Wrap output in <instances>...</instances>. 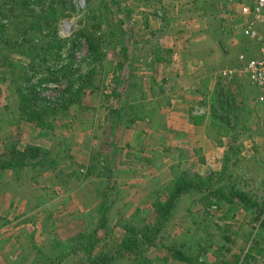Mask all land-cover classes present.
I'll list each match as a JSON object with an SVG mask.
<instances>
[{
	"label": "rangeland",
	"instance_id": "rangeland-1",
	"mask_svg": "<svg viewBox=\"0 0 264 264\" xmlns=\"http://www.w3.org/2000/svg\"><path fill=\"white\" fill-rule=\"evenodd\" d=\"M234 8L228 0H0V155L8 146H38L57 164L15 174L0 169V264H187L173 258L169 249L189 245L201 264H242L249 254L257 257L250 264H264V254L252 250L258 243L264 252V230L253 221L256 210L235 198L232 203L226 200L235 187L264 205V103L245 79L221 76L248 45L239 29L232 28ZM200 22L208 38L196 49L209 66L213 88L202 86L201 103H195L199 111L207 109L212 119L227 126L228 148L234 141L246 142L254 155L237 160L228 171L200 176L201 182L207 181L202 191L180 198L152 248L120 253L126 226L142 228L147 220L155 222L153 204L167 199L173 182L163 188V180L181 173L199 175L176 165L175 175L162 168L163 158L153 161L125 148L126 119L117 121L116 110L130 97L147 99L148 78L161 73L145 61L147 36L163 50V36L171 42L175 36V42L187 35L196 39ZM32 23L38 29H31ZM91 35L98 41L97 60L83 37ZM128 61L133 74L128 99L120 103L116 86ZM70 63L76 65L68 67ZM32 64L40 67L30 71ZM60 66L64 74L74 68L75 77L94 71L95 80L80 82L81 93L76 84L77 96L67 95L68 83L57 75ZM27 72L38 97L51 101L50 108L34 109L35 96L31 104L25 85ZM24 110L45 115L54 130L41 136L43 131L24 119ZM131 175L139 178L137 186L128 185ZM218 190L222 193L214 194ZM95 230L94 249H80L84 239L77 236L90 239ZM58 246L72 247L63 262L54 256Z\"/></svg>",
	"mask_w": 264,
	"mask_h": 264
},
{
	"label": "crops",
	"instance_id": "crops-1",
	"mask_svg": "<svg viewBox=\"0 0 264 264\" xmlns=\"http://www.w3.org/2000/svg\"><path fill=\"white\" fill-rule=\"evenodd\" d=\"M204 29H207V27L202 26V22H200V30L199 32L197 30V35H195L196 39L187 35L175 42V39H179L178 36H175L171 42V40H167L169 38L163 36L165 40L163 44L166 43L163 50L154 46L155 43H151V36L148 35L147 38L149 37L150 40L147 42L146 48L149 51H145L148 60L145 58V61L154 64L161 73L159 75L157 73L153 78L152 76L148 78L149 81L146 84L147 99L136 100L135 97H130V101L121 106L119 105V109L116 110L117 115H121L120 120L126 119L125 148L130 146L132 152L137 150L141 156H151L153 161L163 158L164 162L161 166L165 171L171 172L176 165L177 168L193 169V172L201 177L206 173L219 172L224 166L225 155L229 150L225 137H220L221 143H219L215 127L212 125L213 119L209 116L207 109L199 111V106L195 103L196 101L198 105L201 103L198 97L202 86L206 85L210 89L213 88V81L207 75L209 66L207 68L206 61L201 58V55H198L203 53L196 49L197 43H203L208 38ZM157 51H162V54L168 52L169 62L157 63L154 60ZM141 52L144 53V50H141ZM196 55L198 57L194 58ZM127 64H123L125 74L116 86L117 90L121 92L119 96L121 98L120 103L128 99V79L133 74L130 72V62L128 61ZM128 67L129 74H126ZM132 67L135 68V64ZM155 88H158V91ZM254 91L258 99V93L256 90ZM135 104L157 105V113L153 119L146 117L144 120L131 123L128 109ZM238 143L234 141L231 145V147L238 146L241 149H238L237 155L232 156L231 162L235 164L237 160L251 158L254 155L252 145L248 148L244 145L246 142H243L244 144ZM154 154L156 156L152 158ZM132 155L127 154V156ZM133 158H135V161H144L139 155H133ZM151 160L147 161L150 162ZM136 180V177L131 175L127 183L131 187L137 186L139 178L137 182ZM171 180H173L172 177H169V180H163L161 183L163 188L169 185L172 182ZM13 190L14 188H10V194L14 192Z\"/></svg>",
	"mask_w": 264,
	"mask_h": 264
},
{
	"label": "trees",
	"instance_id": "trees-1",
	"mask_svg": "<svg viewBox=\"0 0 264 264\" xmlns=\"http://www.w3.org/2000/svg\"><path fill=\"white\" fill-rule=\"evenodd\" d=\"M1 26L3 28L5 27L4 25H1ZM31 26H32L31 29H38L37 24L35 23H32ZM83 37L87 39V43H88V46L90 48V52L92 55L91 58H93L94 60L100 59V57L97 55V50H98L97 39H95L93 35L83 36ZM22 53L25 54L26 52H22ZM165 54H169V53L164 52L162 54V51H157L154 55L155 56L154 60L157 63H168L169 60L167 57H165ZM6 57H9L8 52H6L5 54V58ZM74 65L76 64L70 63L68 67H72ZM39 67H40L39 64L37 65L32 64V66H30L29 68L31 71V68L38 69ZM73 69L71 70L72 73L69 71L67 74H64V66H60L57 68L58 77H61V80L67 81L68 83L67 88L65 90L67 95L73 94L76 84L78 83L80 84V82H83L85 84V81H89V84H90V82L95 80L94 71H90L88 74L84 76L75 77L77 72L74 71ZM29 76H30V73L27 72L25 74V78L27 79L25 85L29 87L30 93L32 94V101L29 100L31 104L33 102V96H35L34 102H37V105L34 104V109L37 108L38 110L39 107H41L42 109L50 108L51 101L42 100L40 97H38V92H37L38 88L36 85L32 86L31 81H30L31 78H33V76H30L31 78H29ZM83 88H84V85L80 84L79 86L80 93L82 92ZM77 94L78 92H74L73 96L75 95L77 96ZM65 102L68 104L70 102V99H65ZM128 110H129V121L131 123H134L137 120H144L146 117L149 119H153V117L157 113L156 108L150 104H148V106L135 104L133 106H130ZM23 116L27 117V118L24 117V119L27 122L34 123L37 128L43 131L44 134L42 133L41 136L48 135L54 130V125L52 123H48L44 121L45 115L41 114L40 112L36 113L32 110L30 111L24 110ZM115 118L117 119V121H119L121 119V115H115ZM212 121H213L212 125L213 127H215L217 139L219 143H221L219 139L220 137L228 136V128L225 125L221 126V124L219 122H216L214 119ZM237 149H239L238 146H232L231 148H229L227 154L225 155V163L223 166V172L228 171L229 166H231V168L235 167L236 164L231 162L232 156L228 157V155H229V152H231V155L233 154V156L237 155V152H238ZM49 156H50V153L48 150L43 149L38 146H28L25 150H20L17 148V146H8L7 148H5V151L3 152V154L0 155V169L13 170V173L15 174V173L21 172L22 169L28 168V167L30 168L42 167L44 170L50 169V167L54 168L55 166H57V164L55 160L50 159ZM172 172L175 175L177 174L176 169L174 167L172 169ZM214 174L212 173L211 176ZM176 176L174 177L172 184L166 190L168 192L167 199L165 201L157 200L153 204L154 213L156 215L155 222H152L151 220H147L145 222V225L142 228L126 226L125 237L121 242L120 248L118 249L120 253L122 251L133 253V252L138 251V249L144 250V248H152L157 243L155 241L158 238V234L162 233V229L164 225L166 224L167 221L170 220V217L172 215L171 211L174 210L175 205L179 202L180 198L183 195L185 196L191 192L202 191L204 184H206L207 182V181L201 182L203 178H201L200 176H197L195 178H189L188 176L185 175V173H181L180 176L178 175ZM198 178L200 181H197ZM220 193H222L221 190H218L214 194H220ZM234 198L239 200L241 203H243L247 209L256 210V212L253 213V216H254L253 221L255 220L259 222L260 227L264 230V205H261L254 199L250 198V196H248L244 191L236 190L235 187H233V189L231 190L230 198L227 197L226 200L232 203L233 201L232 199ZM96 232L97 231L95 230L93 234L89 235L90 239H88L87 237H83V235L77 236V237H81L84 239L83 243L79 245L80 249L86 250L87 248V251L89 252L92 251V249H94L97 241L93 239V235L96 236ZM72 241H74V239ZM259 246L260 245L256 243V245L252 248V250L257 251L259 255H263L264 252L262 251V248ZM70 248L72 247L58 246L57 251L54 254V256L56 257V260L58 262H63L67 257H69L71 255V252H73V251L71 252L69 251ZM192 248L193 247L189 245V246H183V248L179 250H174V249L171 250L170 248L169 251L172 252L173 258H175L179 262H183L187 264H201L199 263V260H197V258L199 257L197 255L199 254L195 255V253L192 251ZM186 251H189L190 254H188V252ZM256 261H257V257L254 254H249L243 259L242 264H250Z\"/></svg>",
	"mask_w": 264,
	"mask_h": 264
},
{
	"label": "built area",
	"instance_id": "built-area-1",
	"mask_svg": "<svg viewBox=\"0 0 264 264\" xmlns=\"http://www.w3.org/2000/svg\"><path fill=\"white\" fill-rule=\"evenodd\" d=\"M228 1L237 11L236 19H231L236 21L232 28L239 29L248 45L221 76L231 81L245 79L257 91L259 102L264 103V0Z\"/></svg>",
	"mask_w": 264,
	"mask_h": 264
}]
</instances>
